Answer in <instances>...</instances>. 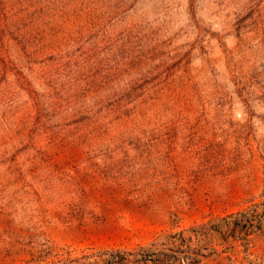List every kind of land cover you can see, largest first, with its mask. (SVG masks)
I'll list each match as a JSON object with an SVG mask.
<instances>
[{
  "label": "rangeland",
  "instance_id": "obj_1",
  "mask_svg": "<svg viewBox=\"0 0 264 264\" xmlns=\"http://www.w3.org/2000/svg\"><path fill=\"white\" fill-rule=\"evenodd\" d=\"M0 264H264V0H0Z\"/></svg>",
  "mask_w": 264,
  "mask_h": 264
}]
</instances>
